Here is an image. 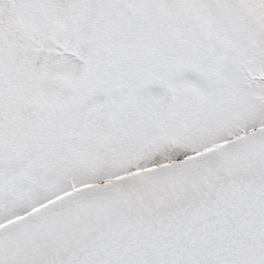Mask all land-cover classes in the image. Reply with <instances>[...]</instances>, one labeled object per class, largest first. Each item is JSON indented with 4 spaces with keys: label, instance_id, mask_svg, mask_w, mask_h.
Returning a JSON list of instances; mask_svg holds the SVG:
<instances>
[{
    "label": "rangeland",
    "instance_id": "rangeland-1",
    "mask_svg": "<svg viewBox=\"0 0 264 264\" xmlns=\"http://www.w3.org/2000/svg\"><path fill=\"white\" fill-rule=\"evenodd\" d=\"M261 122L264 0H0V221Z\"/></svg>",
    "mask_w": 264,
    "mask_h": 264
},
{
    "label": "water",
    "instance_id": "water-1",
    "mask_svg": "<svg viewBox=\"0 0 264 264\" xmlns=\"http://www.w3.org/2000/svg\"><path fill=\"white\" fill-rule=\"evenodd\" d=\"M0 264H264V122L0 222Z\"/></svg>",
    "mask_w": 264,
    "mask_h": 264
},
{
    "label": "trees",
    "instance_id": "trees-1",
    "mask_svg": "<svg viewBox=\"0 0 264 264\" xmlns=\"http://www.w3.org/2000/svg\"><path fill=\"white\" fill-rule=\"evenodd\" d=\"M54 142H55V140L50 141V143H49L47 146H48V147H49L50 145H51V146H52V145L54 146V144H52V143H54ZM51 146H50V147H51ZM53 146H52V147H53Z\"/></svg>",
    "mask_w": 264,
    "mask_h": 264
}]
</instances>
